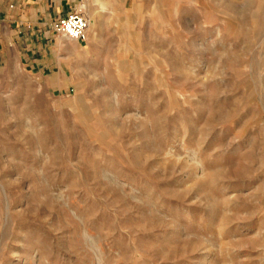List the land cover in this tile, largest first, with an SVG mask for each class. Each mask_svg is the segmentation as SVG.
I'll list each match as a JSON object with an SVG mask.
<instances>
[{
	"label": "rangeland",
	"instance_id": "rangeland-1",
	"mask_svg": "<svg viewBox=\"0 0 264 264\" xmlns=\"http://www.w3.org/2000/svg\"><path fill=\"white\" fill-rule=\"evenodd\" d=\"M70 75L0 62V264H264V0H82Z\"/></svg>",
	"mask_w": 264,
	"mask_h": 264
},
{
	"label": "crops",
	"instance_id": "crops-1",
	"mask_svg": "<svg viewBox=\"0 0 264 264\" xmlns=\"http://www.w3.org/2000/svg\"><path fill=\"white\" fill-rule=\"evenodd\" d=\"M82 0H0V62L17 55L39 76L70 75L65 48L58 44L53 22L79 8ZM81 45L78 40L74 41Z\"/></svg>",
	"mask_w": 264,
	"mask_h": 264
},
{
	"label": "built area",
	"instance_id": "built-area-1",
	"mask_svg": "<svg viewBox=\"0 0 264 264\" xmlns=\"http://www.w3.org/2000/svg\"><path fill=\"white\" fill-rule=\"evenodd\" d=\"M87 28L88 21L85 15L78 10H71L53 22V29L56 34L80 42L85 40Z\"/></svg>",
	"mask_w": 264,
	"mask_h": 264
},
{
	"label": "bare ground",
	"instance_id": "bare-ground-1",
	"mask_svg": "<svg viewBox=\"0 0 264 264\" xmlns=\"http://www.w3.org/2000/svg\"><path fill=\"white\" fill-rule=\"evenodd\" d=\"M73 40V39H72Z\"/></svg>",
	"mask_w": 264,
	"mask_h": 264
}]
</instances>
